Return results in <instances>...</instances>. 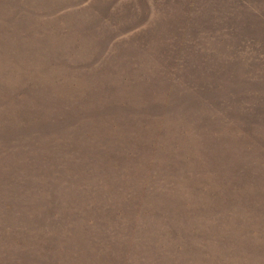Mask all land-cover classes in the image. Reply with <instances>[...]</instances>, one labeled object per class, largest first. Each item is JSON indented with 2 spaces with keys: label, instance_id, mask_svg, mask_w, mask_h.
Listing matches in <instances>:
<instances>
[{
  "label": "rangeland",
  "instance_id": "obj_1",
  "mask_svg": "<svg viewBox=\"0 0 264 264\" xmlns=\"http://www.w3.org/2000/svg\"><path fill=\"white\" fill-rule=\"evenodd\" d=\"M0 264H264V0H0Z\"/></svg>",
  "mask_w": 264,
  "mask_h": 264
}]
</instances>
